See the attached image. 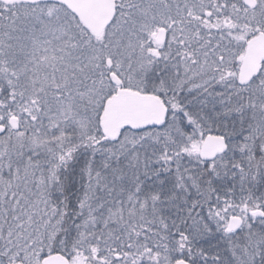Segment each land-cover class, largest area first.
Returning <instances> with one entry per match:
<instances>
[{"label": "snow or ice", "instance_id": "1", "mask_svg": "<svg viewBox=\"0 0 264 264\" xmlns=\"http://www.w3.org/2000/svg\"><path fill=\"white\" fill-rule=\"evenodd\" d=\"M0 264H264V0H0Z\"/></svg>", "mask_w": 264, "mask_h": 264}]
</instances>
